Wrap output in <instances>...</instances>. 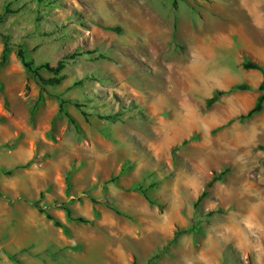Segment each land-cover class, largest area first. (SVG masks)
<instances>
[{"label": "rangeland", "instance_id": "374dc122", "mask_svg": "<svg viewBox=\"0 0 264 264\" xmlns=\"http://www.w3.org/2000/svg\"><path fill=\"white\" fill-rule=\"evenodd\" d=\"M7 7L0 264H264V108L239 120L262 81L243 63L264 66V0ZM20 50L34 68L63 61L62 82ZM237 83L253 89L208 106Z\"/></svg>", "mask_w": 264, "mask_h": 264}, {"label": "trees", "instance_id": "16d2710c", "mask_svg": "<svg viewBox=\"0 0 264 264\" xmlns=\"http://www.w3.org/2000/svg\"><path fill=\"white\" fill-rule=\"evenodd\" d=\"M38 1L40 3H44L45 2V0H38ZM173 4L177 5V0H173ZM9 13H11V11H10L9 7H7L5 9L4 14L0 15V22H2ZM116 30H119V28H116ZM8 51H9V49H8V46L6 45V47H5L4 51H3L1 64H4L7 61V58H8L7 53H8ZM18 55L22 59L25 68L30 73H33L36 76L40 77V79L42 80V82L45 85L57 86V85H59L62 82L63 76H59V74L61 73L62 69L64 68V62L63 61H59L56 66H52L49 63H44L39 68H34L33 67V63L27 59V57L25 56V54H24V52L22 50L19 51ZM243 67L245 69H248V70L249 69L260 70L262 72L263 78H262V81L259 83V85L257 87V91L259 92V95L257 97V100H256V103H255L254 107L251 108L246 114L240 115L239 116V120L240 121H244V120H246L248 118H251L253 115H255L257 113H260L263 110V108H264V66L261 65L260 63H257V62L244 61ZM40 69L49 70L50 72L53 73V76L51 78H49V79L42 78L41 75H40V72H39ZM252 89H253L252 86L250 84H248V83H237V84L233 85L229 90H216L214 95L208 100V106H211L215 102H217L222 95H225V94H228V93H231V92H234V91H246V90H252ZM67 116L70 118V120L75 125H77V122L74 120V118H72L70 116V114L67 113ZM186 142H187V140H185L183 143H186ZM259 148L264 150V146H259ZM6 173L7 174H11L12 170H9ZM216 180L217 179L215 177H213L211 179V181L208 183L207 186H211ZM138 189L143 193V195L145 196V198L148 200V202L150 204H154V205L157 204V202L149 195L147 188H144V187L140 186ZM206 193H207V191H204L200 195V197L198 199V202L202 198H204L206 196ZM0 195H2L1 192H0ZM65 210H66L67 217H68L69 220L78 221V222H82V223H88L89 222V220L87 218L83 217V216H78V217L73 216L72 215V211H71V209L69 207H65ZM40 211L44 212L45 210L40 208ZM215 211H212L211 213H216L217 211L216 212ZM47 217L49 219L53 220L56 226H59V227H63L64 226L62 222L56 220L54 218V216H52L51 214L47 213Z\"/></svg>", "mask_w": 264, "mask_h": 264}, {"label": "crops", "instance_id": "0c3cea01", "mask_svg": "<svg viewBox=\"0 0 264 264\" xmlns=\"http://www.w3.org/2000/svg\"><path fill=\"white\" fill-rule=\"evenodd\" d=\"M262 78H263V75H262Z\"/></svg>", "mask_w": 264, "mask_h": 264}, {"label": "bare ground", "instance_id": "6f19581e", "mask_svg": "<svg viewBox=\"0 0 264 264\" xmlns=\"http://www.w3.org/2000/svg\"><path fill=\"white\" fill-rule=\"evenodd\" d=\"M176 127V126H175Z\"/></svg>", "mask_w": 264, "mask_h": 264}]
</instances>
